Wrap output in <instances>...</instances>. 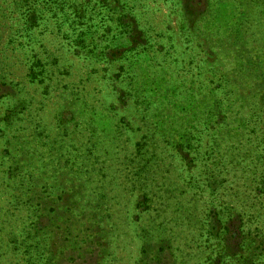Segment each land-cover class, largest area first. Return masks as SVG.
Listing matches in <instances>:
<instances>
[{
  "label": "rangeland",
  "instance_id": "rangeland-1",
  "mask_svg": "<svg viewBox=\"0 0 264 264\" xmlns=\"http://www.w3.org/2000/svg\"><path fill=\"white\" fill-rule=\"evenodd\" d=\"M0 264H264V0H0Z\"/></svg>",
  "mask_w": 264,
  "mask_h": 264
}]
</instances>
